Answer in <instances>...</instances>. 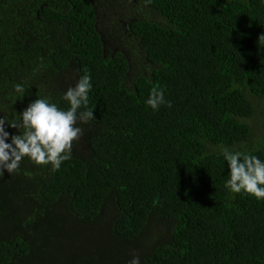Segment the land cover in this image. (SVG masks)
I'll return each instance as SVG.
<instances>
[{"label": "trees", "instance_id": "16d2710c", "mask_svg": "<svg viewBox=\"0 0 264 264\" xmlns=\"http://www.w3.org/2000/svg\"><path fill=\"white\" fill-rule=\"evenodd\" d=\"M85 72L71 160L0 177V264H264V200L219 154L264 159V0H0V116Z\"/></svg>", "mask_w": 264, "mask_h": 264}, {"label": "clouds", "instance_id": "9594fccd", "mask_svg": "<svg viewBox=\"0 0 264 264\" xmlns=\"http://www.w3.org/2000/svg\"><path fill=\"white\" fill-rule=\"evenodd\" d=\"M92 77L85 72L74 87L63 93L67 108L59 107L47 97L36 98L11 120L0 116V177L20 170L21 162L27 158L36 165H51L59 171L62 164L72 158L73 143L82 135L78 122L93 120V110L87 108ZM15 92L25 93L24 85H14ZM145 103L157 111L161 105L171 107L165 98V90L153 87ZM6 129H15L10 133ZM219 154L227 162L229 178L225 187L232 194L246 193L257 201L264 200V159L246 150L221 146ZM128 264H141L134 255Z\"/></svg>", "mask_w": 264, "mask_h": 264}]
</instances>
